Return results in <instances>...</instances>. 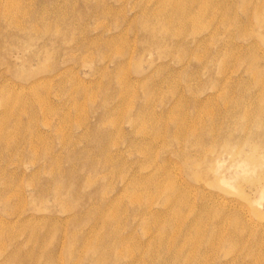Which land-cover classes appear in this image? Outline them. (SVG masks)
Masks as SVG:
<instances>
[{
  "label": "rangeland",
  "instance_id": "rangeland-1",
  "mask_svg": "<svg viewBox=\"0 0 264 264\" xmlns=\"http://www.w3.org/2000/svg\"><path fill=\"white\" fill-rule=\"evenodd\" d=\"M0 264H264V0H0Z\"/></svg>",
  "mask_w": 264,
  "mask_h": 264
}]
</instances>
